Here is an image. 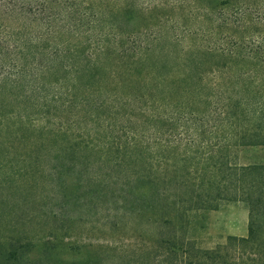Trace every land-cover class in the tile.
Instances as JSON below:
<instances>
[{"label":"rangeland","instance_id":"374dc122","mask_svg":"<svg viewBox=\"0 0 264 264\" xmlns=\"http://www.w3.org/2000/svg\"><path fill=\"white\" fill-rule=\"evenodd\" d=\"M118 5L122 28L173 14L134 8L127 23ZM53 38L54 47L60 38ZM42 39L41 51L50 45ZM161 47L164 56L154 53L152 66L142 65L144 88L137 71L113 76L106 56L76 75L52 66L38 87L28 72L0 83V264H150L153 242L172 225L200 247L246 236L248 207L231 186L239 189L247 177L218 166L217 144L227 142L220 150L245 164L264 162V141L234 148V130L218 121L210 101L165 78L182 57L169 40ZM204 80L195 85L202 93L214 83ZM257 121L263 118L249 124Z\"/></svg>","mask_w":264,"mask_h":264},{"label":"trees","instance_id":"16d2710c","mask_svg":"<svg viewBox=\"0 0 264 264\" xmlns=\"http://www.w3.org/2000/svg\"><path fill=\"white\" fill-rule=\"evenodd\" d=\"M120 3H124L122 16L127 23H132L134 8L135 13L168 8L173 14L122 28L116 20ZM64 31L70 38H61ZM53 37L60 38L54 47ZM42 38L50 45L41 51L36 46ZM162 40L178 46L182 57L181 67L165 78L178 86L187 85L190 93L210 101L218 121L229 123L234 130V148L262 143L264 0H0V83L20 81L28 72L33 88L38 87L42 84L39 74L52 66L76 75L85 68L92 70L98 66V57L106 56L111 58L108 70L113 76L126 69L137 71L139 87L144 88L142 65L150 66L154 53L166 52L163 47L161 52L157 49ZM193 48L199 52L196 60L185 57ZM40 54L44 59L35 64L33 60ZM27 55L33 60L27 62ZM155 76L160 79L162 73ZM206 76L214 83L202 93V86L195 85L205 82ZM212 96L216 97L214 104ZM127 97L131 99L130 94ZM255 117L263 121L249 124ZM218 144V157L224 159L218 166L230 176L241 172L247 177L239 189L231 186L248 207L246 236L229 235L215 246L200 247L181 237L172 225L166 238L153 242L150 264H264V224L259 223L264 207V162L239 164L220 150L227 142ZM244 179L239 176L237 181L243 183ZM220 180L215 187H221ZM218 198L216 194L209 201Z\"/></svg>","mask_w":264,"mask_h":264}]
</instances>
